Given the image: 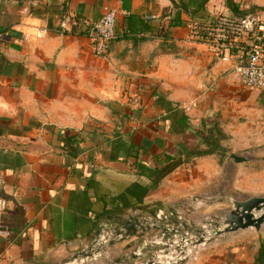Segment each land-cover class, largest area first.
Listing matches in <instances>:
<instances>
[{
	"label": "crops",
	"instance_id": "obj_1",
	"mask_svg": "<svg viewBox=\"0 0 264 264\" xmlns=\"http://www.w3.org/2000/svg\"><path fill=\"white\" fill-rule=\"evenodd\" d=\"M106 9L116 39L100 57L92 30ZM195 10L180 0H0V264L168 258L175 246L160 231L117 239L107 226L101 239L113 244L68 262L105 220L173 212L200 228L232 200L264 197V93L246 96L230 65L185 41L191 19H264V0ZM250 230L185 246L178 264H256L264 230Z\"/></svg>",
	"mask_w": 264,
	"mask_h": 264
},
{
	"label": "built area",
	"instance_id": "obj_2",
	"mask_svg": "<svg viewBox=\"0 0 264 264\" xmlns=\"http://www.w3.org/2000/svg\"><path fill=\"white\" fill-rule=\"evenodd\" d=\"M117 15L106 9L93 26L95 54L105 57L116 39ZM185 41L231 66L236 82L248 91L264 93V19L256 12L242 16L216 14L187 22ZM193 105L184 107L190 112ZM5 202L0 199V214Z\"/></svg>",
	"mask_w": 264,
	"mask_h": 264
},
{
	"label": "water",
	"instance_id": "obj_3",
	"mask_svg": "<svg viewBox=\"0 0 264 264\" xmlns=\"http://www.w3.org/2000/svg\"><path fill=\"white\" fill-rule=\"evenodd\" d=\"M231 159L236 163H244L246 161L235 155H231ZM231 205L232 208L222 218L209 220L200 228H189L186 223L177 219L173 212L161 215L154 212L150 215V218H146L144 215L131 216L128 219L117 217L115 222L105 220L101 225L97 226L90 246L77 253L68 262L77 259H91L95 250L100 251L106 244H113V240L107 242L101 239L107 226L108 231H113L117 239H122L124 235H135L137 229L143 233L150 230L160 231L163 238L168 241V244L165 245L168 251L170 247L175 246L173 248L174 255L171 260L163 262L160 261V256H156V259L145 262L144 264H178L180 261L186 259L187 248L185 249V246H200L207 242L217 240L224 234H231L247 229H253L257 233L260 232L264 225V197H254L243 202L232 200ZM167 222H170L174 227L169 228L166 226ZM112 224H114V227H112ZM172 237L174 240H171ZM168 253L164 256L166 259L169 255ZM141 258L142 256L140 255L134 256V260ZM125 263H128V260H125ZM115 264H120V262L117 261Z\"/></svg>",
	"mask_w": 264,
	"mask_h": 264
},
{
	"label": "trees",
	"instance_id": "obj_4",
	"mask_svg": "<svg viewBox=\"0 0 264 264\" xmlns=\"http://www.w3.org/2000/svg\"><path fill=\"white\" fill-rule=\"evenodd\" d=\"M208 0H180V9L182 11H186L191 8V7H196V10L192 12L191 14H197L199 11L203 10V5L206 3ZM179 13L175 17V22L176 20L179 19ZM176 24V23H175ZM187 26V24H186ZM183 117V116H182ZM256 264H264V244L259 249L257 258H256Z\"/></svg>",
	"mask_w": 264,
	"mask_h": 264
},
{
	"label": "rangeland",
	"instance_id": "obj_5",
	"mask_svg": "<svg viewBox=\"0 0 264 264\" xmlns=\"http://www.w3.org/2000/svg\"><path fill=\"white\" fill-rule=\"evenodd\" d=\"M251 93H253V92H250V91H247L246 90V96H249ZM262 93H260V95H261ZM259 95V94H258ZM258 98V97H257ZM258 103V100L256 101H252V104H253V107L254 106H260V105H258L257 104ZM262 107V106H261ZM263 109H262V111H261V117L264 119V107H262ZM257 169H259L258 171H262L263 173V176H262V182H263V185H264V165H261L260 167H257ZM228 171L231 173V175L233 176V167H228ZM262 230H264V225L262 226V228H261ZM248 232H251L252 234H254V230L252 229V230H250V231H248ZM159 255H161L162 256V258H161V260L160 261H163V262H166V261H169V260H171V258L173 257V255L174 254H172L170 257H168L167 259L165 258V257H163V254H159ZM157 256V255H156ZM156 256H154V257H152L149 261H151V260H154V259H156Z\"/></svg>",
	"mask_w": 264,
	"mask_h": 264
}]
</instances>
